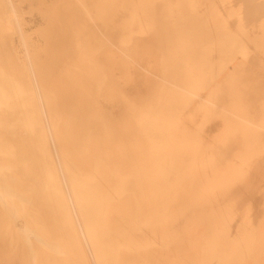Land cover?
Returning <instances> with one entry per match:
<instances>
[{"label": "bare ground", "instance_id": "6f19581e", "mask_svg": "<svg viewBox=\"0 0 264 264\" xmlns=\"http://www.w3.org/2000/svg\"><path fill=\"white\" fill-rule=\"evenodd\" d=\"M0 264H264V0H0Z\"/></svg>", "mask_w": 264, "mask_h": 264}]
</instances>
